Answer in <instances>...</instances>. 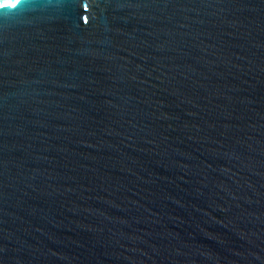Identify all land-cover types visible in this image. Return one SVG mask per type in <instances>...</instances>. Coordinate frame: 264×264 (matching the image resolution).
I'll use <instances>...</instances> for the list:
<instances>
[{
	"label": "water",
	"instance_id": "1",
	"mask_svg": "<svg viewBox=\"0 0 264 264\" xmlns=\"http://www.w3.org/2000/svg\"><path fill=\"white\" fill-rule=\"evenodd\" d=\"M0 264H264V0H0Z\"/></svg>",
	"mask_w": 264,
	"mask_h": 264
}]
</instances>
